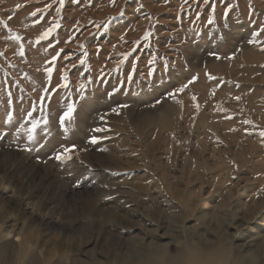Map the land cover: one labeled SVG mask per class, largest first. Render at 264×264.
<instances>
[{
	"label": "rangeland",
	"instance_id": "1",
	"mask_svg": "<svg viewBox=\"0 0 264 264\" xmlns=\"http://www.w3.org/2000/svg\"><path fill=\"white\" fill-rule=\"evenodd\" d=\"M141 258L264 264V0H0V264Z\"/></svg>",
	"mask_w": 264,
	"mask_h": 264
},
{
	"label": "bare ground",
	"instance_id": "2",
	"mask_svg": "<svg viewBox=\"0 0 264 264\" xmlns=\"http://www.w3.org/2000/svg\"><path fill=\"white\" fill-rule=\"evenodd\" d=\"M219 223V222H218ZM150 250H155L154 247H149ZM163 249V248H161ZM135 255V254H134ZM134 258L133 255H129V260ZM146 258H141V259H138V261L136 262V264H144V262H146ZM146 264H150V262L146 263ZM169 264H172V263H169Z\"/></svg>",
	"mask_w": 264,
	"mask_h": 264
},
{
	"label": "snow or ice",
	"instance_id": "3",
	"mask_svg": "<svg viewBox=\"0 0 264 264\" xmlns=\"http://www.w3.org/2000/svg\"><path fill=\"white\" fill-rule=\"evenodd\" d=\"M66 116H70L71 115V110L69 111V113H66L65 114ZM58 158H60V157H58ZM70 158V157H69Z\"/></svg>",
	"mask_w": 264,
	"mask_h": 264
}]
</instances>
